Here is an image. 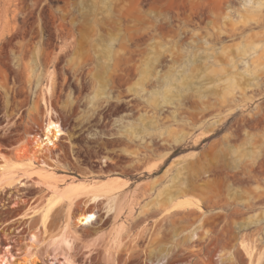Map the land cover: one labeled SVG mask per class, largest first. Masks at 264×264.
Listing matches in <instances>:
<instances>
[{
	"label": "rangeland",
	"instance_id": "374dc122",
	"mask_svg": "<svg viewBox=\"0 0 264 264\" xmlns=\"http://www.w3.org/2000/svg\"><path fill=\"white\" fill-rule=\"evenodd\" d=\"M245 1L0 0V152L24 150L43 134L47 98L70 133L52 149L60 161L52 164L59 166L55 176L63 179L58 188L86 175L130 182L118 198L121 213L114 207L107 214L105 199L88 206L85 196L73 199L74 219L94 209L98 217L77 229L82 240L71 241L72 264H247L241 240L264 248V0L250 14ZM182 34L185 42L207 38L216 56L196 64L194 75L184 72L181 84ZM154 56L161 58L152 72L173 82L171 102L158 114L147 99L151 90L165 89L163 79L144 83ZM242 59L246 65L231 66ZM238 72L246 75L231 83ZM128 129L144 140L128 139ZM234 155L246 160L241 171L231 166ZM167 186L173 197L162 194ZM54 191L25 174L0 190V254L10 245L21 254L25 235L40 220L29 222L25 213ZM182 199H198L203 209L166 216ZM67 202L55 208L50 235L66 227ZM194 230L198 237L191 238ZM115 235L124 244L117 256Z\"/></svg>",
	"mask_w": 264,
	"mask_h": 264
},
{
	"label": "bare ground",
	"instance_id": "6f19581e",
	"mask_svg": "<svg viewBox=\"0 0 264 264\" xmlns=\"http://www.w3.org/2000/svg\"><path fill=\"white\" fill-rule=\"evenodd\" d=\"M245 2L246 3L247 2L252 3V5L251 4L248 5V3H247V6H245L247 8L246 9L247 14L253 13V10L261 8V5L263 4V2L261 0H247ZM248 7H252V8H248ZM158 21H160V20H158ZM160 24H161V22H160ZM180 37H181V40H179V41H181L180 43H183L181 51L183 53H185L186 57H185V61H184L185 65H183L182 69L179 68L180 69L179 71H181V72H182V70H184V71L182 72V74L180 72V75H178V77L180 79H178V78H176V79L183 80L181 82V84H182V83H184V76H185V75L183 76L184 72H187V74L189 75L188 77L194 75L192 73V71L196 70V68H197L196 64H203V63H205L204 62L205 59L215 57L216 51H213V46L210 45V41L207 38L192 39V40L188 39L190 41L186 40V42H185L184 35L180 36ZM201 37H205V35L201 36ZM201 42L204 45H206L203 50H201V45H202ZM180 43L177 42L176 44L179 45ZM158 50H160V49H158ZM168 51H169V49H168ZM159 53H161V52H159ZM180 54L181 53H179L178 55L180 56ZM182 55H184V54H182ZM156 56H154L155 58L153 57V58H149L147 60V62H146L147 67L145 68L146 71L144 72V74H146L147 76L150 75L149 78L147 77L145 79L146 82H144V83L151 82V80L154 79L153 77H155V81L156 80L160 81L163 79L162 80L163 85L165 86V89L163 88L164 90L162 92L160 90H158L157 88H156V90H151L149 92L150 97L147 99V103L149 104V106L151 107V109L153 111L156 109H159V108L160 109L164 108L165 105L168 103L170 104L171 100L168 97L167 90H169L170 88L173 87V85H172L173 82L169 81V79L166 78L167 75L165 76V74H163V76H162L161 72L159 73V71L158 72L156 71L158 68L155 69V72H157V73H154V70L152 72V69L155 67L154 65H156L157 61H159L161 58V57L156 58ZM172 56H174V53L172 54ZM178 57L176 59H179ZM174 58H175V56H174ZM181 59H182V57H181ZM214 59H215L214 61L216 63L217 58H214ZM234 61L237 64H235ZM234 61L231 63V66H235V65L237 66L238 63H242L245 65L247 64V61H244V59H242L240 61L239 60H234ZM198 66H200V65H198ZM179 71H177V73ZM195 72L196 71H194V73ZM196 75H197V73H196ZM240 75H246V74L241 73V72L233 74L232 77H230L232 80L231 83L235 81V79H236L235 76L239 77ZM172 77H174V76H172ZM186 77H187V75H186ZM170 78H171V76H170ZM193 78H195V76ZM198 78H201V75ZM191 79H192V77H191ZM178 80H177V82H179ZM185 81H186L185 83H187L191 80L187 79ZM199 82L202 84L201 80ZM144 83H141V89L142 90H145V86H144L145 84ZM192 83L194 84V82H192ZM192 83H187L185 85H187V87L189 86V88H190L191 87L190 85ZM200 83H198V85ZM177 85H178V83L176 84V86ZM182 86H184V84ZM161 87H162V85H161ZM177 87H179V86H177ZM189 88H188V90H189ZM44 89L47 90V91L45 90V93L50 94L52 92V88H50L48 85H46L44 87ZM160 89H162V88H160ZM137 92H139V91H137ZM159 97H161V99H159ZM48 100L49 99H47V98H45V100H44L45 104L48 105V112H47V116H46L47 118L45 120V126H44V130H43V134H38L37 136H35L33 138V140H32L33 142L31 144L27 143V145L25 147H23L24 150L19 149L16 152L14 151L11 155L0 152V160L4 162V164H0V169H3L4 170L3 172H5L3 176H0V190L6 191L9 187H12V185L20 179L22 174H25V175H29V176H33V175L38 176L45 183H48L49 185H51L55 189V191L49 197H47L44 201H42V203H37V204H34V205L29 207V209H28L29 211L25 213V218L29 219V222H30L34 217L39 216L40 220H39L38 225L34 226V227H30L28 233L25 235V239L23 240L24 247L21 250V254L16 255V254L12 253V251L10 252V247L8 246L5 249L4 254H0V264H36L37 262L44 260V259H59V258H64V260H65L64 262L66 264H72L74 262V256L72 254L73 249L71 246V241L74 244V242H75L74 240H76V241L82 240V238H81L82 236L78 232L77 229L79 227H81L82 225H85V226L90 225L91 223H93V221L95 222L96 217H98L97 216V210L94 209V211L82 213L81 215H79L77 218L74 219L73 216L71 215L73 213L72 207H73V199L74 198L85 196L87 199L86 201H88L87 203H85V204H87V206L90 203H93V202L96 203V201H98L100 199H103V200L105 199L106 200V202H105L106 206H104V207H107V209H106V211L108 212L107 214H110V212L112 211V209L114 207L115 208L119 207L118 209H119L120 213L123 211V208H125L123 206L122 202H118V198H119L120 193L123 192V190L126 187H128L130 182L125 177H122L120 175L108 176L106 179H96V178L90 179L88 177L90 175H86V177H87V178L85 177L86 180L69 182L68 185H66L63 189L58 188V184H60L59 182H60L61 177L59 175L60 179H58L55 176L56 174L54 172V169L59 168V166L58 165H52V164L53 163L59 164L60 161H58L56 158L53 157L52 149L55 146V141H57L59 138H61L64 135L69 136L70 133L67 131L66 127L63 125L61 119L57 117L54 110L50 106V101H48ZM237 106L244 107V106H246V104H240L239 103V104H237ZM156 112H157V110H156ZM155 114H150L147 116L148 117H155ZM157 114H158V112H157ZM251 115L254 116L255 113H251ZM145 116H146V113H143L140 115V117L143 119L145 118ZM153 119L155 120V118H153ZM219 121L221 122V120H219ZM147 123L149 124V122H147ZM151 124H153V123H151ZM221 124L224 126V123H221ZM218 128H220V127H218ZM221 128H222V126H221ZM212 131H213V129H212ZM129 134L131 136H129ZM125 135L130 140H132L133 138H142L144 140V137H142V135H140L138 132L130 130V129L127 130V133ZM179 142H181V139L179 137H176L174 139V143L176 144ZM247 149H249V148H247ZM235 151L236 150H234V152ZM246 155L249 157L253 156L252 154H247V153H246ZM248 159H249L248 162H250L251 158H248ZM243 160L244 159H242V156L237 158L236 155H234V157L231 160L232 168H235V169H238L241 171L240 167H241V164L243 163ZM244 161H245L244 163H246V160H244ZM37 163H40V164H37ZM223 164L228 165V161H226V160L223 161ZM153 165H155V164H153ZM155 166H157V165H155ZM20 173H22V174H20ZM61 180L63 181V179H61ZM185 188H186V186H185ZM162 194H166L168 197H171V196L173 197L174 188L172 186H167L163 189ZM65 199L68 201L67 203L69 205L68 206V213L69 214L67 217L68 222L66 223L67 225L65 228H62L60 231L50 235L49 226H50V222L52 219L53 212L55 211V208L59 204L63 203V201ZM197 200L182 199V200L176 201L175 203H173L170 206V208L167 211L168 213L166 214V216L167 215L169 216V214H171L172 212L179 211V210L189 211V210H193L194 208H198L199 210L203 209L202 208V202L197 201ZM13 206H16V203ZM121 226L124 228L123 225H121ZM122 227H119V229L117 231H119L120 229H123ZM121 231L123 232L124 230L119 231L120 235L122 234ZM196 233H197L196 230H194L193 233L191 234V238H195L196 236L198 237V234H196ZM115 236L117 237V235H115ZM118 238L119 237L114 238L115 240L113 239L114 240L113 249L115 251L116 256L122 251V249H123L122 247L124 245L123 242H120V238L119 239ZM90 241H92V240H90ZM90 241L88 243H90ZM88 245L90 247V244H88ZM11 247H13V246L11 245ZM240 247L246 253L247 264H264V248H262V247L259 248L255 245L251 244V242L247 241L246 239L240 241ZM167 255H168L167 252L164 253L162 255V258L168 257ZM112 257H114V255Z\"/></svg>",
	"mask_w": 264,
	"mask_h": 264
},
{
	"label": "built area",
	"instance_id": "2783aa9c",
	"mask_svg": "<svg viewBox=\"0 0 264 264\" xmlns=\"http://www.w3.org/2000/svg\"><path fill=\"white\" fill-rule=\"evenodd\" d=\"M8 246H5L4 248L6 249ZM11 248V245L9 246ZM19 251V249H17ZM14 251V250H13ZM11 252V249H10ZM1 254H4V252H2Z\"/></svg>",
	"mask_w": 264,
	"mask_h": 264
},
{
	"label": "flooded vegetation",
	"instance_id": "af4514ba",
	"mask_svg": "<svg viewBox=\"0 0 264 264\" xmlns=\"http://www.w3.org/2000/svg\"><path fill=\"white\" fill-rule=\"evenodd\" d=\"M110 137V136H109Z\"/></svg>",
	"mask_w": 264,
	"mask_h": 264
}]
</instances>
